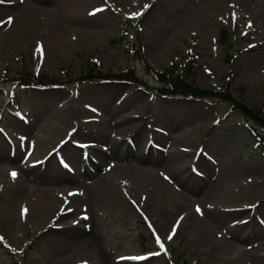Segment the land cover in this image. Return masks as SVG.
Returning a JSON list of instances; mask_svg holds the SVG:
<instances>
[{
    "label": "rangeland",
    "instance_id": "374dc122",
    "mask_svg": "<svg viewBox=\"0 0 264 264\" xmlns=\"http://www.w3.org/2000/svg\"><path fill=\"white\" fill-rule=\"evenodd\" d=\"M9 1L0 3L1 141L14 142L23 122L36 129L28 156L0 164V264H264V131L228 100L152 89L160 86L153 70L182 73L198 88L228 89L264 117V0H50V11L27 21ZM62 28L65 36H55ZM91 69L133 70L149 86L90 81ZM42 75L65 84L30 83ZM129 114L144 118L147 135L173 136L166 149L156 145L174 158L173 177L163 183L155 166L111 171L95 200L52 185L68 223L90 221L97 242L48 236L54 209L37 215L32 203H15L14 190L31 195L42 186L32 167L68 129L99 140ZM88 145L104 147L79 143ZM177 189L186 197L175 200ZM178 202L186 215L173 221Z\"/></svg>",
    "mask_w": 264,
    "mask_h": 264
},
{
    "label": "bare ground",
    "instance_id": "6f19581e",
    "mask_svg": "<svg viewBox=\"0 0 264 264\" xmlns=\"http://www.w3.org/2000/svg\"><path fill=\"white\" fill-rule=\"evenodd\" d=\"M49 1L10 0L9 2L14 4V6H18L19 11L17 16H20V20L27 21L31 16H36L40 13L46 14L50 11L54 5L50 4L49 6ZM14 6H11L12 9H15ZM0 8L6 9L4 7ZM55 36H65V29L62 28ZM141 97L140 94L136 95L135 102H139ZM88 109L91 111L94 108L90 106ZM143 119V117H138V115L134 114L124 117L119 116L117 121L109 123V126L111 129H114L116 134L113 136L111 134L107 138H99V140L95 136H88V139L81 141L76 139L77 136H81L77 128L68 129L67 134L70 136L66 135L61 140L56 141V145L49 148L45 155L39 157V162L32 167L35 178L38 179L39 185L42 186H37L31 195H26V191L21 188L14 190L15 203L18 201V205L23 207L27 203H32L37 215L42 213V217H45L46 214L54 209V216L47 222V229L45 230L48 236L51 235L60 239L67 238L70 243H82L85 239H92L94 243L97 242V238L92 236L94 227L90 221L68 223L66 218L69 216L67 215L69 212H65L66 210L62 206L55 204L50 186L65 182L70 184L73 192H82L85 194L83 196L87 197V200H95L96 189L104 183L108 172H121L125 171L127 167L132 166H136L141 171H150L149 168L155 166L157 178L162 180L163 183H169V178L173 177L172 174L174 173L170 166L171 163H174V158L164 156V149L161 150L157 147L161 146L166 149L170 145V140H174V138L172 135L164 133H162L161 138L156 137L153 132L147 135L150 132L147 130V124L143 122ZM19 127L20 132L14 142L5 141V139L1 141L3 134L0 133V164L2 165L4 161H8L9 159L14 160L15 158L18 160L23 156L29 155L25 154V152L29 151L27 146L32 143L29 133L36 129L35 123L23 122ZM123 137H126V141L128 140L129 142L126 143ZM88 140L101 142L104 147L97 148L93 145H88L86 146L87 148H83L79 146V143L83 145V142H88ZM77 142H79L78 145H75ZM67 144L71 145L66 147ZM175 153L179 156L178 152ZM85 159L89 162L88 164H85ZM19 161L21 165L25 163L24 161ZM207 164L211 165L209 161ZM213 165L215 166V162ZM28 167L27 165L26 168L29 169ZM28 172L30 174V171ZM182 189L186 190L187 188ZM182 189H177L178 192L175 195V200L186 197ZM124 190L126 191V199L132 203L135 202L133 200L135 198L132 196V193H129L126 184H124ZM176 207V212L170 210L171 214L175 215L173 221L177 219L181 220L186 215L182 202H178Z\"/></svg>",
    "mask_w": 264,
    "mask_h": 264
},
{
    "label": "trees",
    "instance_id": "16d2710c",
    "mask_svg": "<svg viewBox=\"0 0 264 264\" xmlns=\"http://www.w3.org/2000/svg\"><path fill=\"white\" fill-rule=\"evenodd\" d=\"M228 34L225 32L223 35V39L228 40ZM152 71V70H151ZM155 78L160 83L158 87H152L153 91L158 95H166L171 97L172 95H188L197 98H220L225 99L230 102L229 107L234 108V110L238 109L246 118L251 120L252 122L258 123L259 127L264 131V117L262 116L261 112L253 111L247 105L245 106L242 102L238 101L236 97H233L228 89L224 90V92H216L210 91L208 89L198 88L194 85H190L185 80L184 74H173L171 71H152ZM87 80L90 81H107V80H124L126 82L130 81L137 86H149V84L138 74H135L133 70H127V72L112 74V73H103L101 70H94L91 69L88 75L85 76ZM25 80V79H23ZM22 81V80H21ZM75 80L68 82L74 83ZM30 83H34V85H48V86H57V85H64L61 84L56 79H48L43 75L37 78L32 79ZM231 108V109H232Z\"/></svg>",
    "mask_w": 264,
    "mask_h": 264
},
{
    "label": "snow or ice",
    "instance_id": "6c2138e0",
    "mask_svg": "<svg viewBox=\"0 0 264 264\" xmlns=\"http://www.w3.org/2000/svg\"><path fill=\"white\" fill-rule=\"evenodd\" d=\"M3 2H4V0H0V3H3ZM145 7L147 8L148 5H145ZM96 11H100V9H97ZM135 15H140V13H136ZM11 20H12V18L9 17V22H11ZM248 27H251V23H249ZM11 175H12L13 177H15L17 174H16L15 172H12ZM198 211H199V209H198ZM173 233H175V228H173ZM168 239L171 240V239H172V235H169V236H168ZM157 242L160 243V238H159V236H157ZM163 247H164V246H163V244L161 243V248L163 249ZM157 255H158V253H157ZM137 259H143V257H137ZM85 264H87V262H85Z\"/></svg>",
    "mask_w": 264,
    "mask_h": 264
}]
</instances>
